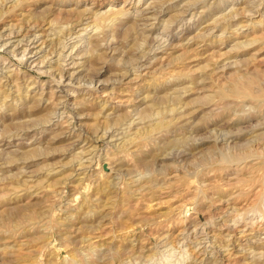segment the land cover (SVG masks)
<instances>
[{"label":"rangeland","instance_id":"obj_1","mask_svg":"<svg viewBox=\"0 0 264 264\" xmlns=\"http://www.w3.org/2000/svg\"><path fill=\"white\" fill-rule=\"evenodd\" d=\"M0 264H264V0H0Z\"/></svg>","mask_w":264,"mask_h":264},{"label":"bare ground","instance_id":"obj_2","mask_svg":"<svg viewBox=\"0 0 264 264\" xmlns=\"http://www.w3.org/2000/svg\"><path fill=\"white\" fill-rule=\"evenodd\" d=\"M21 2V1H20ZM20 2H16V3H12L11 5H9V7L8 8H10V7H17V6H19V4H20ZM17 3H19L18 5H17ZM4 7V6H3ZM13 9V8H12ZM2 10V9H1ZM98 12V11H97ZM107 13V12H106ZM102 13H100L99 15H101ZM98 15V14H97ZM101 17V16H100ZM98 25V24H97ZM227 26V25H226ZM37 27V26H36ZM33 28V27H32ZM23 31V30H22ZM31 32V29H25L23 32H22V35H27L28 33H30ZM21 34V33H20ZM10 35V34H9ZM19 35V34H18ZM37 36V35H36ZM195 36V35H194ZM36 51V50H35ZM104 110V109H103ZM158 123V122H157ZM158 125V124H157ZM157 125H154L155 127L157 126ZM153 126V127H154ZM152 127V126H151ZM142 128V127H141ZM141 130V129H140ZM148 130V129H147ZM144 133H145V130L143 131ZM148 132V131H147ZM141 134V133H140ZM136 136H139V131L138 132H136ZM135 136V137H136ZM134 137V138H135ZM132 139V138H131ZM128 140V139H127ZM132 140H134V139H132ZM128 142V141H127ZM132 187V186H131ZM131 191V190H130ZM191 259V258H190Z\"/></svg>","mask_w":264,"mask_h":264}]
</instances>
